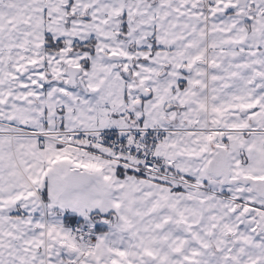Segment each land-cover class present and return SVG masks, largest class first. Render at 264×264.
Wrapping results in <instances>:
<instances>
[{"label": "snow or ice", "instance_id": "1", "mask_svg": "<svg viewBox=\"0 0 264 264\" xmlns=\"http://www.w3.org/2000/svg\"><path fill=\"white\" fill-rule=\"evenodd\" d=\"M0 264H264V0H0Z\"/></svg>", "mask_w": 264, "mask_h": 264}]
</instances>
